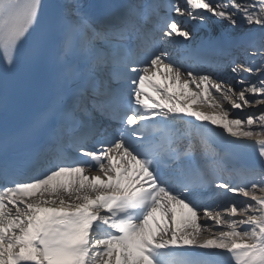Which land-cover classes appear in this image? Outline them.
Returning <instances> with one entry per match:
<instances>
[{"label": "snow or ice", "instance_id": "obj_1", "mask_svg": "<svg viewBox=\"0 0 264 264\" xmlns=\"http://www.w3.org/2000/svg\"><path fill=\"white\" fill-rule=\"evenodd\" d=\"M0 264H264V0H0Z\"/></svg>", "mask_w": 264, "mask_h": 264}, {"label": "bare ground", "instance_id": "obj_2", "mask_svg": "<svg viewBox=\"0 0 264 264\" xmlns=\"http://www.w3.org/2000/svg\"><path fill=\"white\" fill-rule=\"evenodd\" d=\"M205 111H207V109H204ZM249 111V110H248Z\"/></svg>", "mask_w": 264, "mask_h": 264}]
</instances>
